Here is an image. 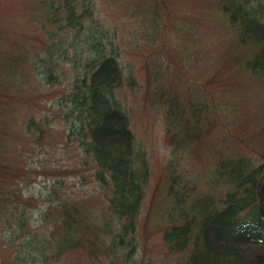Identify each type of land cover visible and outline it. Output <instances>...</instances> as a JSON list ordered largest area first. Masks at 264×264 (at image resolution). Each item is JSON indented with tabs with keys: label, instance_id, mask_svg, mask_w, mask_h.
<instances>
[{
	"label": "trees",
	"instance_id": "trees-1",
	"mask_svg": "<svg viewBox=\"0 0 264 264\" xmlns=\"http://www.w3.org/2000/svg\"><path fill=\"white\" fill-rule=\"evenodd\" d=\"M31 1L46 41L32 36L22 48L0 51V237L7 245L25 241L8 264L58 263L82 252L96 264H140L139 216L150 168L116 96L122 88L143 89L146 103L161 110L168 148L157 190L167 206L159 216L147 212L141 241L159 230L168 251L183 258L180 264H264V154L253 148L264 130L235 120L251 88L264 93V0H213L235 44L250 48L233 76L243 97L229 94L228 105L214 96L213 77L203 81L183 66L197 57L191 41L197 47L201 32L185 21L175 25L165 0H112L134 7L140 31L133 30L131 47L141 49L146 40L141 83L122 58L125 40L106 38L93 0ZM170 24L188 37L169 41ZM35 43L43 49L29 50ZM64 81L68 88L44 111L48 90ZM26 86L30 96L21 99L22 108L34 114L11 120L4 108L12 102L5 98ZM54 121L68 128L61 146L73 147L74 166L45 161L55 147L52 131L60 132ZM88 170L105 203L100 210L67 192L60 178L73 175L85 185ZM45 171L50 189L32 194L28 186L45 179Z\"/></svg>",
	"mask_w": 264,
	"mask_h": 264
},
{
	"label": "rangeland",
	"instance_id": "rangeland-1",
	"mask_svg": "<svg viewBox=\"0 0 264 264\" xmlns=\"http://www.w3.org/2000/svg\"><path fill=\"white\" fill-rule=\"evenodd\" d=\"M97 9V20L103 26H107L108 34L106 38L115 37V39H124L125 45L123 49L122 58L127 65L130 64L136 77V81L141 83L143 81V71L140 68L139 60L141 56H145L147 53L144 47H148L146 40L143 39L140 42L141 49L137 47H131L130 40L134 29L140 31L138 18L134 15V7L129 5L124 9L123 6L113 4L112 0H93ZM170 6V12L172 13V21L175 25L185 21V25H193L194 32H201L200 37L195 47V39L191 41V48L196 58L188 65L182 63L187 71L192 70V75L198 76L201 80L205 81L207 78H214V83H218L214 89V96L221 98L227 105V96L229 94H237L241 97L242 94L237 92V81L234 78L240 72L241 66L239 59H247L249 55V49L243 48L235 44V36L233 32L225 27V16L218 12L214 1L208 0H165ZM31 0H0V51L4 53H10L12 47L20 46L21 48L30 43L31 37L42 39L46 41L43 36L44 32L39 28V22L36 21L37 17L35 11L37 6ZM224 17V18H223ZM175 26L170 24L167 27V33L169 41L172 39L179 40L181 37L186 38L188 36L179 32H175ZM140 36V34H137ZM197 35V34H196ZM198 36V35H197ZM160 40V39H159ZM159 42V41H158ZM158 44V43H157ZM172 46V43L170 42ZM18 47V48H20ZM43 47L35 43L29 50L41 51ZM15 50V48H14ZM169 58V57H168ZM236 62H234V61ZM63 70L67 72L65 66H62ZM33 69V67H32ZM31 68H25V74L31 79ZM242 74V71H241ZM235 75V77H233ZM198 78V79H199ZM68 83L64 81L61 85L55 87L53 90H48L50 96L47 99L41 101V107L44 111L49 110V102L52 97L54 99L63 95V92L68 87ZM236 86V87H235ZM254 88H251L248 94L245 96V105L239 110L235 120L238 125H247L253 129L255 127H262L264 130V93L257 95ZM16 97L11 95L9 98L12 102L8 107L4 108L9 112V118L11 120H19L26 114H34V110L29 107L22 108L21 99H28L30 96V90L26 86L15 90ZM35 95V92H34ZM226 95V96H225ZM121 105L127 112L130 122V129L134 135L136 147L139 150H143L146 154L148 165L150 168V182L146 190V195L142 203V210L139 216V228L138 236L140 238V249L145 250L138 260L140 264H180L182 257L180 254H173L168 251L166 246L161 242L160 232L153 231L145 235L146 239L141 241L143 235V226L145 217L149 210H152L158 216L163 213L167 201L162 198H158L157 190L161 183L162 169L165 164L167 156L166 136L163 132L164 126L162 121V112L159 108L152 107L146 103L144 98L143 89H134L133 91L122 88L116 93ZM2 98V102H5ZM47 103L44 106V103ZM235 102V101H232ZM24 104V103H23ZM25 106V105H24ZM53 125L56 129H60L58 133L56 130L51 133V143L55 145L53 153L50 154L45 161L49 165H53L54 161L60 162L61 166H74V159L78 157L72 146L67 149H63L64 145V130H68L66 125H62L59 121H54ZM13 128V124L9 125ZM19 143L24 141V133L19 132ZM22 141V142H21ZM20 144V145H21ZM255 145L253 148L257 151H261L264 154V134L263 137L255 139ZM59 148L61 150L59 151ZM248 155V154H246ZM44 161V162H45ZM90 170L82 172V175L86 177V184H80L81 181L72 179L73 175H62L60 178L66 182L65 188L67 192L76 193L80 197L90 202V207L94 210H100L105 205L101 193L98 190H94V184L89 176ZM47 176L44 178H33V183L28 186L29 191L32 194H38L40 191L50 189L48 179H51L50 174L45 171ZM77 177V174L74 175ZM65 189V190H66ZM83 195V196H82ZM43 201L41 200V204ZM0 264H8L13 260L15 253L19 250L22 251L24 246L23 238H19L11 244H6L7 237H0ZM25 242V241H24ZM57 260H51L49 262H43V264H96L94 258L87 254L71 253L64 255L58 263Z\"/></svg>",
	"mask_w": 264,
	"mask_h": 264
}]
</instances>
